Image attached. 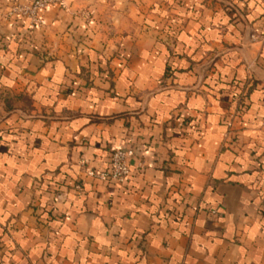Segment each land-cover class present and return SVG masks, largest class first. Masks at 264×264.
Returning <instances> with one entry per match:
<instances>
[{
  "label": "crops",
  "instance_id": "0c3cea01",
  "mask_svg": "<svg viewBox=\"0 0 264 264\" xmlns=\"http://www.w3.org/2000/svg\"><path fill=\"white\" fill-rule=\"evenodd\" d=\"M32 1L0 0V264H264V0Z\"/></svg>",
  "mask_w": 264,
  "mask_h": 264
},
{
  "label": "built area",
  "instance_id": "2783aa9c",
  "mask_svg": "<svg viewBox=\"0 0 264 264\" xmlns=\"http://www.w3.org/2000/svg\"><path fill=\"white\" fill-rule=\"evenodd\" d=\"M62 0H33L30 3L14 5L10 13L19 14L29 20L32 25H41L43 23L42 11L51 5L60 3ZM134 156L132 148H117L113 151L111 165L107 170L97 168H87L85 173L87 177L96 181H125L131 172L130 159ZM80 187V186H78Z\"/></svg>",
  "mask_w": 264,
  "mask_h": 264
}]
</instances>
